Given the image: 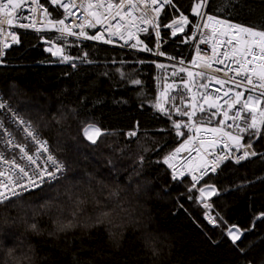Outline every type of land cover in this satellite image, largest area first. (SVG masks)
I'll use <instances>...</instances> for the list:
<instances>
[{"label":"trees","instance_id":"obj_1","mask_svg":"<svg viewBox=\"0 0 264 264\" xmlns=\"http://www.w3.org/2000/svg\"><path fill=\"white\" fill-rule=\"evenodd\" d=\"M176 1L189 12L191 0ZM218 2L210 0L209 13ZM166 15L161 24L172 18ZM227 18L264 24V0H241ZM41 38L23 33L8 49L0 64V89L42 132L67 172L44 191L0 205V264H264V218H258L264 213V135L254 143L255 157L230 161L205 181L219 189L212 202L228 224L242 229L255 224L238 242L245 249L241 253L223 226L208 222L199 194L188 191L190 181L172 180L162 162L184 138L176 137L169 119L152 107L160 90L156 58L131 46L74 40L68 51L80 60L63 63L53 59ZM140 38L155 47L152 33ZM180 51L173 44L163 49L170 55ZM133 79L142 84L133 85ZM89 123L115 135L91 145L81 134ZM133 130L137 135L127 137ZM100 187L105 196L118 192L126 209L112 223L95 222L100 209L89 189ZM78 198L88 203L73 217ZM32 223L38 232L30 230Z\"/></svg>","mask_w":264,"mask_h":264},{"label":"snow or ice","instance_id":"obj_2","mask_svg":"<svg viewBox=\"0 0 264 264\" xmlns=\"http://www.w3.org/2000/svg\"><path fill=\"white\" fill-rule=\"evenodd\" d=\"M240 2L241 0H219L213 5V13H215L213 14L207 11L210 0H195L194 6H190V14L198 19L193 22L189 20L188 15L179 10L174 0H80L79 4L77 0H50L56 8L63 9L64 15L61 19H52L48 8L40 4L39 0H0V37H4L0 40L2 44L0 57L4 55L3 49L11 46L7 42V36L11 37L12 43H20L15 32L6 33L5 26L36 28L35 13L37 11L43 15L42 25L59 34L57 40L63 41L68 37H76L112 43L110 38L105 39V33H107L109 37L119 35L120 39L126 42L135 40L136 42L131 44L132 48L139 46L141 51L153 52V48L148 47L137 35V32L148 33V27H141V25H149L154 29L157 40L155 54L164 56L165 53L159 51L161 38L159 18L166 6L174 9L178 15L170 23L163 24L164 28L170 30V35L176 37L178 34H184L186 27L191 25V34L183 38L182 42H187L189 39L196 40L197 33H200L199 44H211V51L210 53L202 52L198 44L195 57L190 61L192 68L197 70L193 71L189 67L179 68L180 73L187 74V78L181 80L183 90L189 93L187 98L179 90L172 95L170 90L174 89L175 85L167 84L158 100L152 105L162 116L169 119L175 136L184 138L179 147L163 157L162 162L171 169L172 180H182L186 175L190 176L192 184L188 191L198 192L196 199L206 210L205 216L208 222L214 227L223 226V231L233 246L243 253L245 249L240 248L238 242L242 240L246 232L255 228V224L242 229L239 225L228 224L218 213L213 215L211 211L213 205L207 201L218 195L219 190L214 184L208 183L197 188L206 176L215 174L227 161L234 159L235 163L239 164L249 157L256 156L257 152L253 149L251 141L264 135V24L245 25L227 18L231 15V9ZM26 7L33 13L32 17L23 14ZM75 8L83 11L82 18L73 11ZM219 13H224V16L222 17ZM69 17H76L80 23L76 20L66 23ZM28 20L31 22H21ZM112 21L117 22L113 24ZM98 25L104 30L94 35H89L85 31V28H96ZM57 40L49 42L51 46L46 49L48 52L53 56H59L62 62L77 59L65 54L63 44L57 43ZM83 56L86 57L87 53ZM171 59L175 58L171 57ZM87 62L91 63V61ZM184 63V60H179V64ZM72 67L75 68L76 65L73 63ZM157 67L163 69L166 66L158 64ZM177 74L176 71L172 73L173 76ZM121 75L123 76V73ZM213 82L218 87L209 91ZM131 83L141 85L142 81L133 79ZM193 88L196 91H193ZM197 97L200 98L199 101ZM0 110L10 112L13 123L18 122V125L23 126L22 131L26 139H30L36 145L30 152L27 144L16 142L12 133L8 132L0 121V129L7 133L4 137L5 145L10 149L19 150L10 159L5 152L0 151V163L7 165L0 170V205H5L14 202V198L23 196L25 192L37 189L44 191L45 184L51 186L53 182L63 179L67 168L64 162L51 152L48 140L39 136L32 122L24 120L12 111L2 97H0ZM173 116L182 119H173ZM213 120H216V126L210 127ZM138 127L137 125V129ZM225 128L231 130H225ZM202 133L209 134L211 138L205 139ZM81 134L91 145L103 143L101 137L115 135L92 123L86 124L81 129ZM136 135V130L126 133L129 138ZM246 135L249 137L247 143L244 142ZM221 145L223 154H217L215 149ZM233 148L236 152L242 150L241 154L233 155ZM181 152H187L189 159L178 169L174 161ZM193 152L195 156L191 155ZM18 160L25 163H19ZM40 160H43V163H39ZM140 160L142 162L143 157ZM109 163L111 164V161ZM89 192L91 202L100 209L95 217L97 224L112 223L120 213L126 212L118 199V192H110L105 196L103 187L98 190L89 189ZM114 198L115 202L112 203ZM188 199L192 200L193 197L189 195ZM105 201H108V204H105ZM86 203H88L87 200L77 199V207L72 212L73 217L84 210L80 206ZM258 218H264V213H261ZM68 227H71V221ZM29 228L33 232L39 231L36 223L30 224ZM9 254L11 255V252ZM153 254H156L155 249ZM25 259H29L26 254Z\"/></svg>","mask_w":264,"mask_h":264},{"label":"built area","instance_id":"obj_3","mask_svg":"<svg viewBox=\"0 0 264 264\" xmlns=\"http://www.w3.org/2000/svg\"><path fill=\"white\" fill-rule=\"evenodd\" d=\"M190 6H194V3H195V0H191L190 1ZM39 3L44 5V7L48 8V11L52 14V19H61L63 18V9H58L56 8V6L52 5L50 3V0H39ZM80 3V0H77V4ZM174 3L177 5V7L179 8L180 11L184 12L183 8L180 6V4L174 0ZM30 7H35V5H30ZM74 12H76L78 14V16H80L81 18L83 17V11L80 9V8H75L73 9ZM208 11V9H207ZM169 13L170 16H172V18L170 19V21L168 23L171 22V20L176 17L178 14L175 12L174 9L166 6L164 8V10L161 12L160 14V21H161V18L162 17H167L166 13ZM24 15H27L29 17H32L33 16V13L30 12L28 10V7L25 8L24 10ZM185 15H188L189 16V20L190 21H193V22H196V20L198 18H194L193 15L190 14V7H189V12L188 13H185ZM35 18H36V28H19V27H13V28H8V26H5V29H6V33L8 31H11V32H15L17 34V36L19 37V40L21 38V35L23 33H36V34H41L42 35V38H41V43L44 44V45H50L51 44L49 43L50 41H53V40H57V37L59 36V34L57 32H55L54 30H51V29H48V28H45L41 21L43 19V15L40 11H37V13H35ZM73 20H76L77 23H80V20L76 19V17H69L68 20H66V23H71ZM22 23H30L31 20H28V21H21ZM117 21H112L113 24H115ZM161 24V23H160ZM141 27H148L149 29V32L148 33H143V32H137V35L139 37H142V36H146V35H149V34H153L154 37H155V34H154V29L149 26V25H141ZM37 28H40L41 30L40 31H37L36 29ZM104 29L101 27V26H97L96 28H85V31H88V32H100V31H103ZM160 31H161V38L159 40V51H162L163 52V49L166 45H169V44H173V45H176L177 47L181 48V51H180V54L178 55H170V54H165L164 56H159V55H156L155 54V51H156V44H157V40H156V37H155V47L153 48V52H150V54L152 56H154L156 58V61H155V71H156V76L155 78L158 79L159 77V73L162 69L161 68H158L157 65L158 64H164L168 67H170L173 71H177L178 75H179V78L178 80H176L175 82L176 83H181V80L182 78L186 79L187 78V74L186 73H180L179 72V68L180 67H189V68H192L191 64H190V61L195 57V49H196V46L199 44V35L200 33H197V39L196 40H187V42H182V39L189 36L191 34V31H192V28H191V25H189L188 27H186L185 29V33L184 34H178L176 37H172L170 35V30L169 29H166L163 27V24H161V28H160ZM105 36L107 37V39H111L113 42L111 44H114V45H117V46H121V47H129L131 46L132 43L135 42V40H128L127 42L125 40H122L120 39V36L119 35H116V36H111L109 37L107 33H105ZM7 42L9 44L14 45L15 43H12L11 42V37L10 36H7ZM4 39V37H0V40ZM74 40H85L83 38H80V39H77L76 37H68L66 40H63V41H60V40H57V43H62L64 48H65V52H66V49L67 47L73 45V41ZM91 41V40H89ZM10 46V47H11ZM0 47H2V44H0ZM5 48L3 49L4 51V55L2 57H0V64L4 62L5 58H6V55H7V51L8 49L10 48ZM199 47L201 48L202 52H208L210 53L211 51V44H199ZM221 51H223V49H221ZM54 60H59L60 57L59 56H52ZM171 57H174L175 59H171ZM184 60L185 63L183 65L179 64V60ZM59 62V61H58ZM175 66V67H173ZM193 71H196L197 69L195 68H192ZM160 83V82H158ZM216 87H218V85H215V83L213 82L211 85H210V89L209 91H213ZM164 91L163 89H160V92H159V96H160V93ZM182 95L184 97H188L189 96V93H187V91H184L183 90V87H181L180 89ZM193 91H196L195 88H193ZM0 97L3 98L4 101L7 102L9 108L12 109V111H14L15 113H17L19 116H21L24 120L26 121H31L25 117H23L22 115H20L18 113V111H16V109L14 108V106L11 104V102L6 98V96L4 95V93L2 92V90L0 89ZM199 97H197V100L199 101ZM205 107H207L205 105ZM186 119V118H184ZM0 121L3 122L4 124V128L8 130V132H11L12 133V136L15 138V141L18 142V143H21V144H27L28 146V150L31 152L35 147L36 145H34L30 139H26L25 137V134L24 132L22 131V128L23 126H20L18 125V122L17 123H13V118H12V115L10 112H8L7 110H0ZM32 122V121H31ZM32 125L34 127V129L37 131V133L39 134V136L42 138V139H45V137L43 136L42 132L39 131L37 129V127L33 124L32 122ZM210 127H214L216 126V121H215V124H211L209 125ZM225 130H231V129H227L225 128ZM7 136V133L3 130V129H0V151H3L5 152L6 156L10 159L13 155H16L19 150L18 149H10L8 146L5 145L4 143V137ZM202 136L205 138V139H209L211 138V136L207 133H202ZM258 140L255 139L252 144H253V149L257 152V150L255 149V146H254V143ZM183 142V141H182ZM244 142L247 143V135L245 136V139H244ZM181 144V143H180ZM179 144V145H180ZM179 145L177 147H179ZM176 147V148H177ZM221 148H222V145L218 148L215 149V152L217 154H223L221 152ZM50 150L53 154H55L51 147H50ZM173 151V150H172ZM171 151V152H172ZM242 152V150H241ZM241 152H236L235 149L233 148V155H240ZM170 153V152H169ZM56 155V154H55ZM192 156H195L196 154L193 152L191 154ZM57 156V155H56ZM58 157V156H57ZM255 157V156H254ZM249 158H252V157H249ZM58 159H60L58 157ZM189 159V154L187 152H181L177 158L176 161H174V163L177 164V168L179 169L180 166L184 163L187 162V160ZM61 160V159H60ZM62 161V160H61ZM230 161H234L233 160H229L227 161L226 163L230 162ZM244 161V160H243ZM19 163H25L24 161H20L18 160ZM39 163H43V160H40L38 161ZM242 162V161H241ZM225 163V164H226ZM65 164V163H64ZM223 164L221 166V168L225 165ZM66 166V165H65ZM7 165H3L2 163H0V170H3L4 168H6ZM167 169L169 170L170 174H171V169L168 168V166L166 165ZM67 168V167H66ZM218 169L217 172L215 174H217L220 170ZM66 174V173H65ZM64 174V176H65ZM215 174H210L209 176L211 175H215ZM209 176H206L204 178V180H202L200 182L199 185H197V188L202 186L203 184H205L207 178ZM189 180L190 181V187H191V184H192V181H191V178L190 176H185L182 180H176L177 182H182L184 180ZM57 182V181H55ZM53 182V183H55ZM209 184V183H208ZM45 185H48V184H45ZM44 185V186H45ZM217 188V186H216ZM218 189V188H217ZM219 190V189H218ZM28 192H25L24 194H26ZM198 193V192H197ZM23 194V195H24ZM219 195V194H218ZM215 196L211 197L210 199H208V203L212 204L213 205V208H212V214L213 215H216L217 213H219L213 202H212V198H214ZM203 207V206H202ZM204 209V208H203ZM205 210V209H204ZM206 211V210H205ZM220 215V214H219ZM207 219V218H206Z\"/></svg>","mask_w":264,"mask_h":264},{"label":"rangeland","instance_id":"obj_4","mask_svg":"<svg viewBox=\"0 0 264 264\" xmlns=\"http://www.w3.org/2000/svg\"><path fill=\"white\" fill-rule=\"evenodd\" d=\"M88 32V31H87ZM88 34L89 35H94V34H92V33H90V32H88ZM96 34V33H95ZM105 39H107V37L105 36ZM139 39L141 40V38L139 37ZM91 41H95V42H99V43H104L105 44V42L103 41V40H91ZM143 41V40H142ZM136 42V41H135ZM134 42V43H135ZM145 43V42H144ZM146 44V43H145ZM50 47V45H47L46 46V49H48ZM70 47V46H69ZM69 47H67V49H66V52H65V54H67V55H71L70 53H69V51H68V49H69ZM137 49H140L139 48V46L137 47ZM53 56V55H52ZM72 56V55H71ZM74 57V56H73ZM78 60H80V59H74L73 61H71V62H76V61H78ZM55 61H59V62H62L61 61V59H59V60H55ZM63 63H69V62H63ZM166 66V65H165ZM177 72V71H176ZM159 73V77H158V79H157V82H160L159 84H158V86H160V89H165V87H166V85L167 84H173V85H175V88L174 89H172V90H170V93L172 94V95H175L176 94V91L177 90H179L180 91V89H181V87H183V85H182V83H176L175 81L179 78V75L177 74L175 77H176V79H173L174 78V76L172 75V73H173V70L170 68V67H168V66H166L165 68H163L160 72H158ZM159 92H160V90H159ZM246 95H247V93H246Z\"/></svg>","mask_w":264,"mask_h":264}]
</instances>
